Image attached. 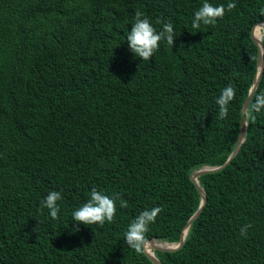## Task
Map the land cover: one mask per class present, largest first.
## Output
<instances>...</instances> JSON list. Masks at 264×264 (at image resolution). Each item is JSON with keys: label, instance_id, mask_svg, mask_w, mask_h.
<instances>
[{"label": "trees", "instance_id": "16d2710c", "mask_svg": "<svg viewBox=\"0 0 264 264\" xmlns=\"http://www.w3.org/2000/svg\"><path fill=\"white\" fill-rule=\"evenodd\" d=\"M203 2L0 0V264H156L124 233L157 206L146 240H180L201 203L192 172L236 146L258 71L251 31L264 22V0H231L230 12V0H209L224 17L194 29ZM137 10L177 35L147 61L126 41ZM229 84L221 120L216 98ZM252 115L237 156L199 177L207 203L184 245L155 250L163 264H264V109ZM93 187L119 197L112 223L71 220ZM53 190L59 219L41 211Z\"/></svg>", "mask_w": 264, "mask_h": 264}, {"label": "clouds", "instance_id": "9594fccd", "mask_svg": "<svg viewBox=\"0 0 264 264\" xmlns=\"http://www.w3.org/2000/svg\"><path fill=\"white\" fill-rule=\"evenodd\" d=\"M236 4L230 2L227 4V11H232ZM226 8L224 4L214 6L209 0H204L202 5L194 13L192 21V28L199 29L201 24L214 25L217 19H222L225 15ZM261 15H264V9L261 10ZM175 30L172 23H164L163 30L157 32L155 27L150 22L149 18L139 10L135 13V18L131 29L127 34L126 41L131 51L136 57L143 61L150 60L160 46V42L165 40L168 45H174ZM235 98V89L232 85H227L221 90V94L216 98L218 105V118L223 120L228 116V105ZM254 103L250 104L245 111V115L254 121L253 112L259 113L264 109V93L254 95ZM117 197H110L109 195L97 190L95 187L91 189L90 198L72 212L71 220L77 224L94 225L99 224L103 226L105 222L112 223L116 214V199ZM62 199V194L59 191H50L47 196L41 200V211L44 208L49 210V215L52 219H59L60 207L58 201ZM120 206L127 207L128 202L120 199ZM162 211L161 207H152L143 210L136 216L128 225L124 233V239L129 248L135 250L136 253L141 254L145 251L148 241L146 240V233L149 226L155 223L158 214ZM41 221H39L40 223ZM252 227L251 224H246L241 227L240 234L247 236L248 229ZM35 230V229H34Z\"/></svg>", "mask_w": 264, "mask_h": 264}, {"label": "water", "instance_id": "95a60500", "mask_svg": "<svg viewBox=\"0 0 264 264\" xmlns=\"http://www.w3.org/2000/svg\"><path fill=\"white\" fill-rule=\"evenodd\" d=\"M258 24L264 25V22H260V23L255 24L252 28V31H251L252 37L258 46V62H257L258 71L255 75V78H254L253 84L250 88L249 94H248V96H247V98H246V100L242 106L240 131H239L236 146H235L234 150L231 152L229 158L222 165H207V166H203L197 170H194L192 172L191 178L195 182V184H196V186H197V188L201 194L200 206L196 210V212H194V214L191 216V218L189 219V221L185 225V227L182 231V234H181V238L178 242H164V241H159L156 239L148 240V242H153L154 246L152 248V252L148 251V247H146L145 252L148 255V257L156 264H163V263L156 256L155 250L175 251V250H178L179 248H181L185 243L186 235H187L192 223L200 216L201 212L203 211V209L207 203V195H206L204 188L201 186V184L199 182V177L203 174L216 172V171H219V170L223 169L224 167H226L240 152L242 145L246 140L248 122H247V116L245 115V111L248 108V106L250 105V103H251V101H252V99H253V97H254V95H255L258 87H259V84H260V81H261V78L263 75V71H264V45L262 42V38L257 39L255 37L254 31H253L254 27ZM162 243L166 244V246L162 245Z\"/></svg>", "mask_w": 264, "mask_h": 264}, {"label": "bare ground", "instance_id": "6f19581e", "mask_svg": "<svg viewBox=\"0 0 264 264\" xmlns=\"http://www.w3.org/2000/svg\"><path fill=\"white\" fill-rule=\"evenodd\" d=\"M254 35L257 39H261L263 37L264 34V25L258 24L255 26L254 28ZM162 245L166 246V244L162 243ZM154 244L153 242L148 243V251L152 252V248H153Z\"/></svg>", "mask_w": 264, "mask_h": 264}]
</instances>
